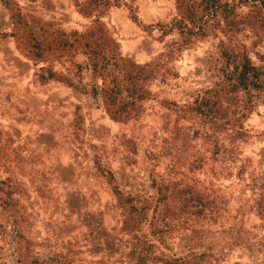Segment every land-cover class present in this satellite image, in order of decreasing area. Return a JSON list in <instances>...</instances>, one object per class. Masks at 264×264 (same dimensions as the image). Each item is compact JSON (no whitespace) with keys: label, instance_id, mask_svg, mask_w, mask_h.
<instances>
[{"label":"rangeland","instance_id":"1","mask_svg":"<svg viewBox=\"0 0 264 264\" xmlns=\"http://www.w3.org/2000/svg\"><path fill=\"white\" fill-rule=\"evenodd\" d=\"M10 1L37 40L89 25L73 0ZM248 1L259 7L264 0ZM131 4L137 24L126 7L112 8L103 22L122 55L144 64L179 41L175 32H159L175 17L174 4ZM12 33L0 4V264H135L143 243L145 264H264V91L236 94L220 133L161 104H191L222 81L221 36L183 50L167 65L175 75L149 84L153 96L142 116L115 123L91 97L88 71L77 78L61 58L50 64L75 87L41 84L35 75L46 64L31 60ZM241 40L264 76V32L260 38L246 32ZM75 61L86 59L78 53ZM98 165L113 173L114 185L139 211L131 234L122 230L126 206ZM158 188L168 196L197 191L216 208L200 218L166 216V204L177 203L172 196L163 202Z\"/></svg>","mask_w":264,"mask_h":264},{"label":"trees","instance_id":"2","mask_svg":"<svg viewBox=\"0 0 264 264\" xmlns=\"http://www.w3.org/2000/svg\"><path fill=\"white\" fill-rule=\"evenodd\" d=\"M135 0H73L76 13L89 20L83 32L61 33L58 39L37 40L33 33L26 29L18 5L10 0H0V4L9 12L13 33L11 37L18 46L29 52L34 62L46 64L39 68L35 76L39 83L56 81L75 87L71 78L57 73L50 64L65 58L73 67L75 77L83 71L90 74V95L101 101L107 117L115 123H127L138 120L145 111V103L151 100L149 84L153 81H164L166 76L175 74L167 67L175 58L197 40L214 37L218 39L217 51L221 60L222 81L208 91L198 95L191 104L177 106L168 101L162 105L179 112L182 119L195 118L208 130L220 133L228 124L229 108L235 104L236 94L242 92L250 97L252 92L264 91V76L250 57V47L242 40L241 35L249 32L260 38L264 32V1L257 6L248 0H171L174 4L175 17L169 26L159 29L163 37L172 32L177 33L179 41L160 53L154 60L138 64L125 57L117 41L109 33L103 19L112 8L126 7L131 20L137 24L132 2ZM246 8L247 12H242ZM148 28V27H146ZM152 28L151 26L148 28ZM257 42H253V47ZM81 53L86 62L79 64L75 57ZM82 90H84L82 88ZM249 100V99H248ZM226 104V106H224ZM173 106V107H171ZM245 117V115H243ZM241 139L240 133L235 134ZM215 154L218 149L214 146ZM97 170L102 173L112 186V194L120 206H126V217L122 230L131 234L140 223L139 211L130 204V199L122 196L114 185V175L104 171L100 165ZM161 200L171 198L177 203L173 208L165 206V215L172 218L194 216L202 217L206 211L214 210L215 203L202 193L190 189L175 190L168 196L166 189L158 188ZM262 205V204H261ZM259 205V208L262 206ZM264 207V206H263ZM261 213H264L261 209ZM135 264H145L147 260L146 244H139ZM178 264L179 262H174ZM180 264H184L180 262Z\"/></svg>","mask_w":264,"mask_h":264}]
</instances>
